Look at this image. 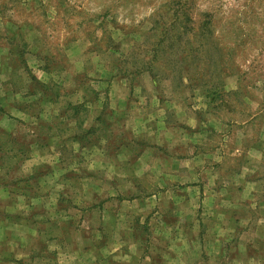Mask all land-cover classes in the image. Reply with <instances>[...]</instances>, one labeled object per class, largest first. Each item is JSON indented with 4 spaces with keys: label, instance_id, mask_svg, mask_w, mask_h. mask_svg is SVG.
<instances>
[{
    "label": "clouds",
    "instance_id": "clouds-1",
    "mask_svg": "<svg viewBox=\"0 0 264 264\" xmlns=\"http://www.w3.org/2000/svg\"><path fill=\"white\" fill-rule=\"evenodd\" d=\"M0 264H264V0H0Z\"/></svg>",
    "mask_w": 264,
    "mask_h": 264
}]
</instances>
